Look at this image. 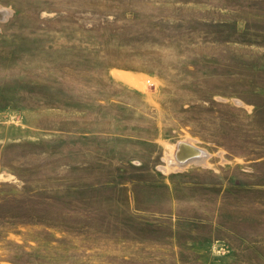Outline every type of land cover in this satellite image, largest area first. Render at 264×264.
<instances>
[{
	"label": "rangeland",
	"instance_id": "obj_1",
	"mask_svg": "<svg viewBox=\"0 0 264 264\" xmlns=\"http://www.w3.org/2000/svg\"><path fill=\"white\" fill-rule=\"evenodd\" d=\"M0 264H264V0H0Z\"/></svg>",
	"mask_w": 264,
	"mask_h": 264
},
{
	"label": "bare ground",
	"instance_id": "obj_2",
	"mask_svg": "<svg viewBox=\"0 0 264 264\" xmlns=\"http://www.w3.org/2000/svg\"><path fill=\"white\" fill-rule=\"evenodd\" d=\"M185 145L191 147V148H188V147H184V151L182 152V154H176L175 152V158H176V165H185L186 163H189V162H193L194 160L198 159L201 157L202 155V151L199 150L198 148L192 146L191 144L189 143H186L184 142ZM194 149H196L197 151H195ZM177 151V150H176ZM199 154V155H198ZM195 155H198V156H195ZM194 156V157H192ZM190 159V160H187V159ZM187 160V161H185Z\"/></svg>",
	"mask_w": 264,
	"mask_h": 264
},
{
	"label": "water",
	"instance_id": "obj_3",
	"mask_svg": "<svg viewBox=\"0 0 264 264\" xmlns=\"http://www.w3.org/2000/svg\"><path fill=\"white\" fill-rule=\"evenodd\" d=\"M184 147L191 148V147L185 145L184 143H180V144H178L176 154H180V155H181L182 152L184 151ZM191 149H192V148H191ZM194 150L197 151L196 149H194ZM198 155H199V154H198ZM198 155H195V156H198ZM192 157H194V156H192ZM187 160H190V159L188 158ZM187 160H185V161H187Z\"/></svg>",
	"mask_w": 264,
	"mask_h": 264
}]
</instances>
